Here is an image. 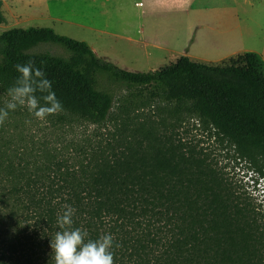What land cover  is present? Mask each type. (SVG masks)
<instances>
[{
    "label": "trees",
    "instance_id": "trees-1",
    "mask_svg": "<svg viewBox=\"0 0 264 264\" xmlns=\"http://www.w3.org/2000/svg\"><path fill=\"white\" fill-rule=\"evenodd\" d=\"M4 20L0 0V24ZM0 41V107L18 77L14 65L33 59L63 104L46 120L52 128L102 127L112 120L115 97L98 89V74L138 88L130 97L147 94L135 112L158 101L165 114L141 118L123 105L109 135L85 139L67 155L45 143L28 145L12 131L25 110L10 112L0 125V264H54L50 242L66 204L76 210L73 227L92 239L114 236V264H264L261 205L176 136L184 120L197 121L249 163L264 189V64L258 54L237 53L216 65L184 55L154 71L131 72L52 28L14 29ZM41 44L68 55L34 52Z\"/></svg>",
    "mask_w": 264,
    "mask_h": 264
},
{
    "label": "rangeland",
    "instance_id": "rangeland-1",
    "mask_svg": "<svg viewBox=\"0 0 264 264\" xmlns=\"http://www.w3.org/2000/svg\"><path fill=\"white\" fill-rule=\"evenodd\" d=\"M3 14L0 34L14 29L52 28L59 35L87 42L99 56L131 72L154 71L184 55L216 65L234 54L254 52L264 64V0H184L181 4L174 0H3ZM36 48L34 52L68 55L55 44ZM97 81L98 89L115 97L112 120L106 126L52 128L48 122L32 117L26 107H18L26 113L15 120L12 131L21 133L28 145L45 143L60 154H74V146L83 140L95 142L109 135L120 121L123 105L131 115L141 118L160 119L165 115L161 111L164 104L158 101L135 112L138 101H145L147 96L143 92L142 96L130 97L138 93V88L115 82L106 74H98ZM126 98L134 103H126ZM176 136L202 150L237 191L249 194L261 205L264 216L262 183L256 181V172L236 157L232 147L189 118L177 128ZM14 138L18 139L16 135Z\"/></svg>",
    "mask_w": 264,
    "mask_h": 264
},
{
    "label": "clouds",
    "instance_id": "clouds-1",
    "mask_svg": "<svg viewBox=\"0 0 264 264\" xmlns=\"http://www.w3.org/2000/svg\"><path fill=\"white\" fill-rule=\"evenodd\" d=\"M4 46L5 42L0 41V47ZM14 68L18 77L7 90L9 99L5 106L0 107V125L18 107H26L40 121H46L49 116L63 111V104L53 90L52 81L33 59L18 63ZM63 207L64 211L57 219L61 230L55 233L50 242L54 264H114V236L105 233L96 239L90 238L87 230L73 227L76 210L68 204Z\"/></svg>",
    "mask_w": 264,
    "mask_h": 264
},
{
    "label": "crops",
    "instance_id": "crops-1",
    "mask_svg": "<svg viewBox=\"0 0 264 264\" xmlns=\"http://www.w3.org/2000/svg\"><path fill=\"white\" fill-rule=\"evenodd\" d=\"M174 2H175L176 4H181V3L184 2V0H174Z\"/></svg>",
    "mask_w": 264,
    "mask_h": 264
}]
</instances>
